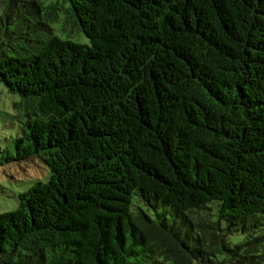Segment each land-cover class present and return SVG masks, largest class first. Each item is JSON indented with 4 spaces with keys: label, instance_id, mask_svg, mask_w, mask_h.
I'll list each match as a JSON object with an SVG mask.
<instances>
[{
    "label": "trees",
    "instance_id": "16d2710c",
    "mask_svg": "<svg viewBox=\"0 0 264 264\" xmlns=\"http://www.w3.org/2000/svg\"><path fill=\"white\" fill-rule=\"evenodd\" d=\"M0 82V264H264V0H0Z\"/></svg>",
    "mask_w": 264,
    "mask_h": 264
},
{
    "label": "rangeland",
    "instance_id": "374dc122",
    "mask_svg": "<svg viewBox=\"0 0 264 264\" xmlns=\"http://www.w3.org/2000/svg\"><path fill=\"white\" fill-rule=\"evenodd\" d=\"M71 32L77 35L76 28ZM21 100L16 93L9 92L0 82V212L16 207V196L37 181H46L48 167L38 157L21 161H7L16 153L14 139L19 136L22 117L15 104Z\"/></svg>",
    "mask_w": 264,
    "mask_h": 264
}]
</instances>
